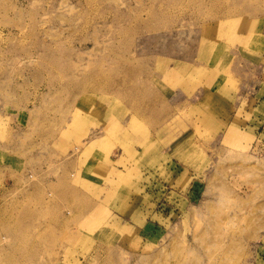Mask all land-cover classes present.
<instances>
[{
    "label": "rangeland",
    "instance_id": "1",
    "mask_svg": "<svg viewBox=\"0 0 264 264\" xmlns=\"http://www.w3.org/2000/svg\"><path fill=\"white\" fill-rule=\"evenodd\" d=\"M263 97L264 0H0V264H254Z\"/></svg>",
    "mask_w": 264,
    "mask_h": 264
},
{
    "label": "crops",
    "instance_id": "2",
    "mask_svg": "<svg viewBox=\"0 0 264 264\" xmlns=\"http://www.w3.org/2000/svg\"><path fill=\"white\" fill-rule=\"evenodd\" d=\"M256 95L257 94H255L254 92H247V93H245V94H243L241 96V99H243L245 101V103L244 102H240L241 104H239V106H238V102H239L238 101L237 104H236V107L238 108L237 112L240 109L243 110V118L249 114V111L252 113L251 117L253 119L252 120L253 122H255V120H256V119H254L255 118L254 117V111L256 109L254 107V101L256 99ZM262 103H264V97L262 99ZM243 104H244L243 107H245V108H242ZM251 105H253V106H251ZM258 121H259V126L257 127V136H256L258 138H255L253 143L251 145H249L250 152H251V154H254V155L256 154L255 153L256 150L259 149L258 151H261V150H263L262 148H264V139H263V141L260 140V136L264 135V115ZM248 124H250V126H253V127H249V125H248L246 128L255 129V124H251V123H248ZM260 129H262V131ZM259 143H261V144H259ZM190 194H191V192H190ZM188 197H190L189 194H188ZM262 249H264V245L262 246ZM254 264H264V252H262L260 249H258V251L256 253V261H255Z\"/></svg>",
    "mask_w": 264,
    "mask_h": 264
}]
</instances>
